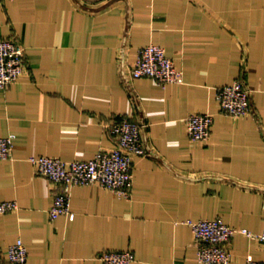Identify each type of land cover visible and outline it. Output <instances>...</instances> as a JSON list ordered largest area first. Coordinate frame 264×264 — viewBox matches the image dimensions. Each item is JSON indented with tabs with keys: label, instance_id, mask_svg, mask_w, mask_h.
Instances as JSON below:
<instances>
[{
	"label": "crops",
	"instance_id": "1",
	"mask_svg": "<svg viewBox=\"0 0 264 264\" xmlns=\"http://www.w3.org/2000/svg\"><path fill=\"white\" fill-rule=\"evenodd\" d=\"M0 38L25 49L17 82L0 89V137L14 136L0 161V264L17 240L24 264H102V251H131L132 264H199L187 220L221 218L264 232V0H0ZM155 44L182 74L162 86L130 69ZM243 81L252 114L219 111L216 93ZM213 116L206 143L185 119ZM127 116L144 124L148 156L133 157L131 196L97 184L70 188L73 218L49 219L53 184L30 156L92 159L114 143L104 124ZM204 176L195 180V177ZM229 264L264 260L242 233Z\"/></svg>",
	"mask_w": 264,
	"mask_h": 264
},
{
	"label": "built area",
	"instance_id": "2",
	"mask_svg": "<svg viewBox=\"0 0 264 264\" xmlns=\"http://www.w3.org/2000/svg\"><path fill=\"white\" fill-rule=\"evenodd\" d=\"M26 66L25 49L13 39L0 38V89H6L21 78ZM133 79L147 77L158 84L182 83V74L168 58L164 48L149 44L139 49L137 58L130 69ZM246 84L235 81L217 90L216 100L219 111L231 117H245L252 114ZM213 116L210 113H192L185 119L186 131L192 142L206 143L211 134ZM145 125L120 116L104 124V128L114 143L111 150H100L88 161H64L48 156H30L28 161L37 176L48 179L53 184V201L49 209V219L55 221L61 215L70 219V188L75 185L97 184L114 192L121 198L129 199L133 182V157L148 156L141 134ZM14 136L0 137V161L11 157ZM204 176L195 177V180ZM17 209L14 201L0 203V214ZM194 241L197 244L199 264H229L231 254L229 243L234 235L242 233L264 246V232L254 234L246 229H236L223 222L221 218L187 220ZM12 264H24L27 249L19 239L5 251ZM102 264H132L135 255L131 251H102L98 254ZM246 264H264V260L246 259Z\"/></svg>",
	"mask_w": 264,
	"mask_h": 264
}]
</instances>
